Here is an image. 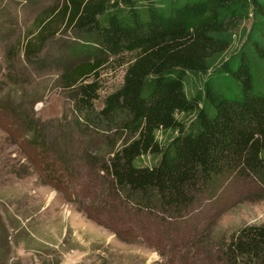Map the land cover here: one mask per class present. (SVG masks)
<instances>
[{
  "label": "rangeland",
  "instance_id": "rangeland-1",
  "mask_svg": "<svg viewBox=\"0 0 264 264\" xmlns=\"http://www.w3.org/2000/svg\"><path fill=\"white\" fill-rule=\"evenodd\" d=\"M67 1L0 0V264H228L224 244L264 223V185L224 176L180 212L114 190L101 167L111 140L86 127L63 76L94 48L63 26ZM51 11L46 34L53 33L27 56L26 35ZM252 24L251 15L238 19L234 46H243ZM134 56L102 59L84 81L100 84L89 110L121 85ZM111 138L117 148L121 138Z\"/></svg>",
  "mask_w": 264,
  "mask_h": 264
},
{
  "label": "trees",
  "instance_id": "trees-1",
  "mask_svg": "<svg viewBox=\"0 0 264 264\" xmlns=\"http://www.w3.org/2000/svg\"><path fill=\"white\" fill-rule=\"evenodd\" d=\"M242 2H66L63 26L73 25L94 48L63 76L85 109L86 127L111 140L101 167L114 190L180 212L224 176H253L264 185V0ZM53 14L26 35L27 56L50 38ZM249 15L253 24L236 47L234 27ZM123 52L135 56L121 85L98 111L89 110L100 84L84 81L102 59ZM111 137L121 138L117 148ZM223 254L228 264H264V223L242 227Z\"/></svg>",
  "mask_w": 264,
  "mask_h": 264
}]
</instances>
